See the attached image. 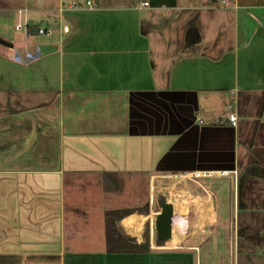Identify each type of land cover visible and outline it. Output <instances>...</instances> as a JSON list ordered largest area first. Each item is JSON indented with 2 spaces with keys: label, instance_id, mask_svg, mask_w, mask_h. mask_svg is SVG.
I'll return each mask as SVG.
<instances>
[{
  "label": "crops",
  "instance_id": "obj_1",
  "mask_svg": "<svg viewBox=\"0 0 264 264\" xmlns=\"http://www.w3.org/2000/svg\"><path fill=\"white\" fill-rule=\"evenodd\" d=\"M0 38V264H264V0H0Z\"/></svg>",
  "mask_w": 264,
  "mask_h": 264
},
{
  "label": "water",
  "instance_id": "obj_2",
  "mask_svg": "<svg viewBox=\"0 0 264 264\" xmlns=\"http://www.w3.org/2000/svg\"><path fill=\"white\" fill-rule=\"evenodd\" d=\"M0 44L12 47V44L10 42H7L0 38ZM48 45H39L36 48L37 53L35 54V58L42 56L45 53H48L49 51ZM157 203L159 206V212L156 214L154 226L156 231V236L158 239H161L162 241H166L170 238V220L172 215V204L168 201H166L165 197L163 195L158 196Z\"/></svg>",
  "mask_w": 264,
  "mask_h": 264
},
{
  "label": "built area",
  "instance_id": "obj_3",
  "mask_svg": "<svg viewBox=\"0 0 264 264\" xmlns=\"http://www.w3.org/2000/svg\"><path fill=\"white\" fill-rule=\"evenodd\" d=\"M61 1H64V0H61ZM222 2H224V0H222ZM86 4L90 5L92 3H91V1H86ZM147 4H148V2H146V1L143 2V5H147ZM77 6H78V3L74 2V1H72L70 3V5H69V7H72V8H75ZM16 29L23 30L24 33H25V39L26 40L28 39V37H29L27 35L28 27L26 25L17 24L16 25ZM61 31L64 32V33H67L68 32V27H62ZM36 33H37V35H42V36H46V37L51 35V31L50 30L42 28V27H38ZM36 53H37V51L34 52V54L32 56L33 59L35 58L34 56H35ZM227 120L233 126L236 125V123H237V117L233 113H231V114H229L227 116Z\"/></svg>",
  "mask_w": 264,
  "mask_h": 264
},
{
  "label": "rangeland",
  "instance_id": "obj_4",
  "mask_svg": "<svg viewBox=\"0 0 264 264\" xmlns=\"http://www.w3.org/2000/svg\"><path fill=\"white\" fill-rule=\"evenodd\" d=\"M41 40H45V38L41 39ZM13 51V49L10 48V51H9V56L11 55V52ZM2 62V61H0ZM7 63V62H6ZM2 64V63H1ZM2 68V70H1ZM15 70H17L16 72V75L19 74L20 71H22V68L19 64L13 62V63H7L5 64V67H0V71H2V74L0 79L2 80L3 83H7L8 80H10L9 78L12 77L14 75V72ZM25 74V73H22V75ZM13 81V79H11ZM159 206H158V203L156 202V204L154 205V209L153 211L154 212H157L159 211ZM153 212V213H154Z\"/></svg>",
  "mask_w": 264,
  "mask_h": 264
},
{
  "label": "bare ground",
  "instance_id": "obj_5",
  "mask_svg": "<svg viewBox=\"0 0 264 264\" xmlns=\"http://www.w3.org/2000/svg\"><path fill=\"white\" fill-rule=\"evenodd\" d=\"M15 58L19 59V60H23V57L20 55L19 52L14 54Z\"/></svg>",
  "mask_w": 264,
  "mask_h": 264
},
{
  "label": "trees",
  "instance_id": "obj_6",
  "mask_svg": "<svg viewBox=\"0 0 264 264\" xmlns=\"http://www.w3.org/2000/svg\"><path fill=\"white\" fill-rule=\"evenodd\" d=\"M112 229H113L112 231H113L114 233H116L115 229H114V228H112ZM114 233H113V234H114ZM108 237H110V235H108Z\"/></svg>",
  "mask_w": 264,
  "mask_h": 264
}]
</instances>
